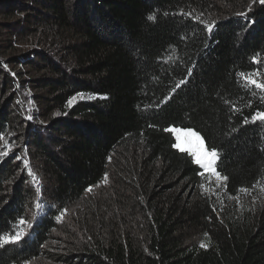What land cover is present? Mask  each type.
Listing matches in <instances>:
<instances>
[{
    "label": "trees",
    "instance_id": "trees-1",
    "mask_svg": "<svg viewBox=\"0 0 264 264\" xmlns=\"http://www.w3.org/2000/svg\"><path fill=\"white\" fill-rule=\"evenodd\" d=\"M248 1L0 0V234L30 225L0 264H264V92L237 75L264 81V4L233 14ZM212 9L209 32L194 17ZM169 127L217 150L223 186Z\"/></svg>",
    "mask_w": 264,
    "mask_h": 264
},
{
    "label": "snow or ice",
    "instance_id": "snow-or-ice-1",
    "mask_svg": "<svg viewBox=\"0 0 264 264\" xmlns=\"http://www.w3.org/2000/svg\"><path fill=\"white\" fill-rule=\"evenodd\" d=\"M262 4H264V0H260ZM179 15H184V16H191V13H184L180 12ZM240 15H246L245 13H240ZM149 19H153V17H149ZM194 19L198 20L201 23H205L203 20L200 19V17H194ZM214 27V23H205V28L211 32ZM253 63H259V60L257 57L252 58ZM188 74L191 75V69L188 70ZM238 76H240L243 79L244 86L245 87H254L256 89H259L261 92H264V81H261L259 79V72L256 73H237ZM186 80H181L176 84V88H179L183 83H185ZM175 91V89H173ZM81 98H83V94H80ZM76 98L73 97L72 99L69 100V105L75 100ZM168 99V97H165V101ZM225 103H228V101H225ZM233 111H238L235 107L233 108ZM31 119V117H29ZM252 122H255L257 120L264 122V111H257L255 112L252 117H251ZM249 120L245 118L244 123L247 124ZM166 132H170L174 135V138L176 140V143H173L171 145L172 148L178 149L180 151H187L188 156L191 157V162L195 165H198L203 171H201L199 174L201 176H204L205 173L211 176H215L216 181H217V186H223V182L227 181V176H222L217 170H216V162L218 160V152L214 148H209L205 145V140L201 136V134L198 131H194L192 129H178L175 127H169L165 129ZM183 132L185 133L186 136L194 137L196 145L195 147H189L188 149H183L181 148L180 145V140L181 136L180 133ZM4 137L0 135V140H3ZM11 151V148L9 147L5 151H0V158H3L4 156L8 155V152ZM17 159H20V157H17ZM24 166L27 168L28 167V161H24ZM29 175L32 176L33 180H36L37 178L32 174L31 170L29 169ZM108 180L107 174L104 176V182L106 183ZM203 188L204 186L201 185ZM255 187V185H254ZM86 191L91 192L92 187H89L86 189ZM241 192H247L248 189L241 188L239 189ZM261 191H264V188L261 189ZM37 207H40V204H37ZM66 211V210H65ZM63 214V213H62ZM60 217H57V220H59ZM25 226L30 227V225H27V222L21 218L16 222L15 228L16 230L14 232H8L4 234H0V247H3L7 244H15L18 243L21 238L24 236V231L23 229ZM201 248H206L207 245L204 244L203 242L200 244Z\"/></svg>",
    "mask_w": 264,
    "mask_h": 264
},
{
    "label": "rangeland",
    "instance_id": "rangeland-1",
    "mask_svg": "<svg viewBox=\"0 0 264 264\" xmlns=\"http://www.w3.org/2000/svg\"><path fill=\"white\" fill-rule=\"evenodd\" d=\"M257 1L258 0H249L248 3L245 6L236 9L235 10L236 12H234L233 14L240 15V13L248 12V9L254 3H256ZM245 9H247V10H245ZM204 12L195 11V13H197L198 17H200V19L203 20L205 23H214L221 16L220 15L221 13H217L213 9H212V11L208 10V11H204ZM240 16H243V15H240ZM205 23H204V26H205ZM262 79L264 80V77ZM30 93H31V91H28V92L26 91L27 95H30ZM78 99H83V98L80 97ZM23 101L25 103H27V105L30 108V110L34 112L35 107H34L33 102L28 100V99H23ZM180 136H181V140H180L181 148L188 149L189 147H195L196 142H195V138L194 137L186 136L185 133H183V132L180 133ZM121 161L122 160H120V159H115V160H113L112 164H113V166H116V165L118 166V164H120ZM197 167H199V166L197 165ZM201 170L203 171V169H201ZM112 171L113 172H111L108 175L107 182L106 183L103 182V184L101 186H99L97 189H95V191H94L95 195L96 194H102L103 193L102 191L108 190V189H110L113 186V184H114L113 183V179L116 178V174H117L116 171L117 170L113 169ZM208 178H209L208 182H210L214 186H217V181H216L215 176L209 177V175H208ZM200 192L202 194H206V195L211 194V191L207 190L206 186H204L203 188L201 187V191ZM138 193H140V192H137L136 194H138ZM191 193H192V190L188 192V195L191 194ZM233 201L236 203V205H235V212L236 213H237V210H241V208L244 207V206H249V205H252V204H257V205L260 206L262 204L261 199H258V197H256L255 199H233ZM35 264H39V263H35Z\"/></svg>",
    "mask_w": 264,
    "mask_h": 264
}]
</instances>
